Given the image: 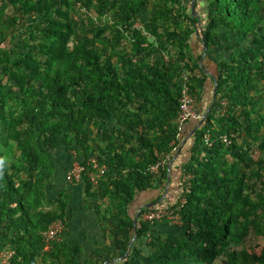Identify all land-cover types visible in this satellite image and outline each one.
<instances>
[{
	"label": "trees",
	"instance_id": "16d2710c",
	"mask_svg": "<svg viewBox=\"0 0 264 264\" xmlns=\"http://www.w3.org/2000/svg\"><path fill=\"white\" fill-rule=\"evenodd\" d=\"M2 1L0 251H13L10 264H264V0H201L202 25L182 0ZM194 32L216 92L182 167L181 224L144 221L142 207L134 226L135 195L163 186L180 142L183 85L202 98ZM59 150L83 167L84 202L113 247L84 263L68 238L44 249L53 222L68 229L69 195L47 192ZM251 237L263 241L242 248Z\"/></svg>",
	"mask_w": 264,
	"mask_h": 264
},
{
	"label": "crops",
	"instance_id": "0c3cea01",
	"mask_svg": "<svg viewBox=\"0 0 264 264\" xmlns=\"http://www.w3.org/2000/svg\"><path fill=\"white\" fill-rule=\"evenodd\" d=\"M182 3L189 10H191V13L197 15V17L199 18V24L202 25L204 23L203 21L205 20V10L203 9L204 6L202 1L182 0ZM199 44L200 43L198 41L197 33L194 32L190 38V51L194 56H202L200 63L203 65L204 70L207 73V78L204 82V88L201 94L202 98L197 105L198 109L203 113L204 118V114L207 115L208 111L212 108L213 95L211 77L216 73V69L212 56H206L205 52H202L201 44L200 48H198ZM198 127L199 122L190 120L180 128V142L179 144H177L176 151L172 159L168 163V166H170L167 170L166 179L162 181L163 186L161 185L157 189L143 191L136 194L129 207L130 215L132 214L131 210L133 208L136 211V209L140 207H154L157 205L167 206L173 204L176 200L182 197L183 191H186L184 187L185 185L181 186V184L183 183L182 177L184 175L182 173V167L188 159L189 149L193 141V133ZM69 158L71 159V161ZM72 161L73 159L71 158V156H66L63 150L58 151L57 166L55 169L53 180L48 187L47 192L49 200H54L60 194L69 195L68 208L70 209V214L68 229L66 232H64L63 237V224L60 220H58L61 222L62 228L58 233V237L56 240L58 241L62 238H68L67 240L70 241L71 245L79 246L80 253L78 254L77 260L80 263H84L85 260L93 257L95 252L104 254L103 249L107 245L109 251H112L113 247L109 245L108 235L106 234V236H104L102 226L97 220L93 208H91L84 202L82 186L79 181L68 182L65 178L72 165ZM245 246L252 247L253 245H251L248 241ZM245 246L242 248H245Z\"/></svg>",
	"mask_w": 264,
	"mask_h": 264
},
{
	"label": "built area",
	"instance_id": "2783aa9c",
	"mask_svg": "<svg viewBox=\"0 0 264 264\" xmlns=\"http://www.w3.org/2000/svg\"><path fill=\"white\" fill-rule=\"evenodd\" d=\"M203 119V113L198 109L197 107V101L196 97L193 96L190 91L188 85L185 83L182 87L181 97L179 101V111H178V118L177 123L179 128H181L186 122L190 120L194 121H202ZM222 139L225 143H230V138L226 135L222 136ZM209 136L205 135V142L209 143ZM176 148H173L170 152V154L175 153ZM169 155H164L163 157L160 156L157 163L153 166H151L150 170L152 172H157L160 167H164ZM169 156V157H168ZM169 167V166H168ZM83 170V167L76 161H72V165L67 172L65 178L68 182H77L80 180L81 172ZM101 172H95L91 177L90 180L93 183V185H96L97 180L99 178ZM189 175H183L182 181L185 183V190H188V182ZM180 203H184V197H180L178 199ZM175 205L174 203L168 206H154L151 207L148 211L142 213L141 218L144 221H161L163 219L168 220L169 222L173 224H181V218L176 212V207L172 206ZM139 212V211H138ZM62 224L60 221L53 222L47 231L44 233V249L46 251L49 250L51 246V241L56 240L58 233L61 231ZM13 251L11 249H3L0 252V264H10L9 259L12 256Z\"/></svg>",
	"mask_w": 264,
	"mask_h": 264
},
{
	"label": "rangeland",
	"instance_id": "374dc122",
	"mask_svg": "<svg viewBox=\"0 0 264 264\" xmlns=\"http://www.w3.org/2000/svg\"><path fill=\"white\" fill-rule=\"evenodd\" d=\"M5 7H6V2L5 1H2L1 3H0V8L1 9H5ZM91 15H94V13L93 12H91L90 13ZM144 14V16H143V18H146V16H147V12L145 11V13H143ZM6 43H7V41H6ZM5 43V44H6ZM2 46H3V44L2 45H0V49L2 48ZM198 48H200V44L198 45ZM228 54V51H226V50H224L223 52H222V55H227ZM140 208H142V207H140ZM140 208H138V209H136V211H135V209L133 208L132 210H131V212H132V214H136L139 210H140ZM136 213H135V212ZM131 214V215H132ZM249 243L251 244V245H254V244H260V243H262V239L261 238H253V237H251V239L249 240ZM247 249H249L250 248V246H245ZM1 252V251H0ZM39 264H42V262L41 261H39ZM111 264H117V262L115 263V261H113V263H111ZM214 264H218V261H216Z\"/></svg>",
	"mask_w": 264,
	"mask_h": 264
},
{
	"label": "water",
	"instance_id": "95a60500",
	"mask_svg": "<svg viewBox=\"0 0 264 264\" xmlns=\"http://www.w3.org/2000/svg\"><path fill=\"white\" fill-rule=\"evenodd\" d=\"M215 92H216V82H214V85H213V88H212V95L214 96V94H215ZM204 117H206V115L204 114ZM199 125H200V122H199ZM170 166V165H169ZM141 209V208H140ZM138 213H136L135 214V217H134V226H135V224H136V215H137ZM135 238V234L133 235V239Z\"/></svg>",
	"mask_w": 264,
	"mask_h": 264
},
{
	"label": "clouds",
	"instance_id": "9594fccd",
	"mask_svg": "<svg viewBox=\"0 0 264 264\" xmlns=\"http://www.w3.org/2000/svg\"><path fill=\"white\" fill-rule=\"evenodd\" d=\"M201 122V121H200ZM157 206H159V205H157ZM168 206V205H167ZM138 213V212H137Z\"/></svg>",
	"mask_w": 264,
	"mask_h": 264
}]
</instances>
